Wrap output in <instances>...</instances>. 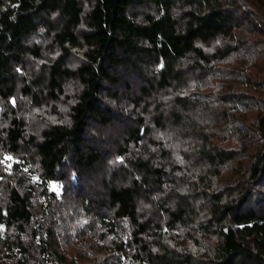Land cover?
<instances>
[{"label":"trees","instance_id":"trees-1","mask_svg":"<svg viewBox=\"0 0 264 264\" xmlns=\"http://www.w3.org/2000/svg\"><path fill=\"white\" fill-rule=\"evenodd\" d=\"M0 264H264V0H0Z\"/></svg>","mask_w":264,"mask_h":264},{"label":"rangeland","instance_id":"rangeland-1","mask_svg":"<svg viewBox=\"0 0 264 264\" xmlns=\"http://www.w3.org/2000/svg\"><path fill=\"white\" fill-rule=\"evenodd\" d=\"M51 188H55V187H52V186H51Z\"/></svg>","mask_w":264,"mask_h":264}]
</instances>
